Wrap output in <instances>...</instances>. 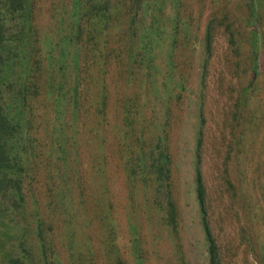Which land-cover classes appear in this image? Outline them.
Masks as SVG:
<instances>
[{
    "label": "rangeland",
    "instance_id": "obj_1",
    "mask_svg": "<svg viewBox=\"0 0 264 264\" xmlns=\"http://www.w3.org/2000/svg\"><path fill=\"white\" fill-rule=\"evenodd\" d=\"M4 16L0 264H264V0Z\"/></svg>",
    "mask_w": 264,
    "mask_h": 264
},
{
    "label": "trees",
    "instance_id": "obj_2",
    "mask_svg": "<svg viewBox=\"0 0 264 264\" xmlns=\"http://www.w3.org/2000/svg\"><path fill=\"white\" fill-rule=\"evenodd\" d=\"M140 1L141 0H132L136 8L140 6ZM23 7L24 0H3V2H0V65L4 64L8 59L6 54H3L5 46L3 34L7 29V27L4 25V19L6 21L4 14L6 15L7 13L8 16L13 18L14 15L16 16L18 15V12L22 11ZM1 100L2 96L0 93V101ZM16 133V125L8 116L0 111V193L3 195L4 193L9 192L10 189L14 191L17 190V182L15 183V181H12V178L10 177L13 167L11 149L12 144L14 143L13 139L16 137ZM195 182L197 198L199 199V202H201L202 186L200 183V175L198 170H196ZM204 231L211 246L212 240L209 236L206 226H204ZM16 259L18 258L9 259L10 264H20Z\"/></svg>",
    "mask_w": 264,
    "mask_h": 264
}]
</instances>
